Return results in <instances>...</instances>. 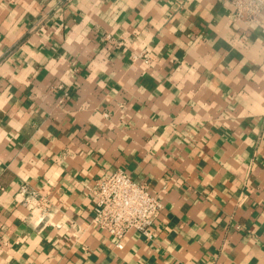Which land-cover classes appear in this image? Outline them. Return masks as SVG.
<instances>
[{
  "label": "crops",
  "instance_id": "obj_1",
  "mask_svg": "<svg viewBox=\"0 0 264 264\" xmlns=\"http://www.w3.org/2000/svg\"><path fill=\"white\" fill-rule=\"evenodd\" d=\"M233 12L0 0V264H264V10ZM117 169L163 202L123 248L90 225Z\"/></svg>",
  "mask_w": 264,
  "mask_h": 264
},
{
  "label": "built area",
  "instance_id": "obj_2",
  "mask_svg": "<svg viewBox=\"0 0 264 264\" xmlns=\"http://www.w3.org/2000/svg\"><path fill=\"white\" fill-rule=\"evenodd\" d=\"M234 7L235 18L252 23L264 10V0H226ZM136 54L134 59L142 57ZM148 61L147 54L143 56ZM26 193V205L33 209L41 208L45 203L36 191L23 187ZM94 214L90 225L116 239L118 248L124 247V239L136 231L146 239L155 235V221L163 209V202L150 187L139 182L123 169L100 177L94 188Z\"/></svg>",
  "mask_w": 264,
  "mask_h": 264
}]
</instances>
